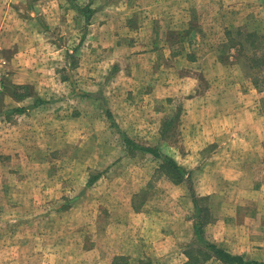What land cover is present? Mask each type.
Segmentation results:
<instances>
[{
    "label": "crops",
    "instance_id": "0c3cea01",
    "mask_svg": "<svg viewBox=\"0 0 264 264\" xmlns=\"http://www.w3.org/2000/svg\"><path fill=\"white\" fill-rule=\"evenodd\" d=\"M0 59V96L21 95L0 115V264H59L58 230L78 251L68 230L80 214L86 264H186L195 205L165 158L189 176L200 209L217 202L205 238L264 263V0H0ZM78 127H117L133 148L122 138L111 156L96 139L99 156L71 158L87 164L72 181L82 188L63 193L61 171L44 170L60 168L58 148ZM63 195L73 197L47 203Z\"/></svg>",
    "mask_w": 264,
    "mask_h": 264
},
{
    "label": "rangeland",
    "instance_id": "374dc122",
    "mask_svg": "<svg viewBox=\"0 0 264 264\" xmlns=\"http://www.w3.org/2000/svg\"><path fill=\"white\" fill-rule=\"evenodd\" d=\"M228 54L229 53H226V56H228ZM83 58H85V57H83ZM237 59L240 61V62H237L238 66H239V69L242 71V73L245 74L246 70H247L246 69V60L243 59L242 55L239 54V53H238ZM259 75H256L255 77H259V79H261V77H264V75H261V74H259ZM205 86H206L205 83L198 84L199 90L197 92L201 93L203 88H205ZM12 95H13L12 89L8 88L7 91L6 90L4 91L3 96L0 99V111H3L5 109H8V108L12 107L13 102H14L13 99H12L13 98ZM181 98H182L181 96H179V97L175 96V107L178 105V103L181 102ZM166 104L167 103H166L165 100H158L157 102L154 103V107L155 108L157 107L160 110V109L166 108ZM162 112L166 113V111L164 109H163ZM163 116L164 115H160V116H158V118L159 117L161 118ZM155 118L156 117H154V124H157L156 121H155ZM162 123H163V120H162L161 124ZM86 128L87 127H78L77 132H73L72 134H71V131H70L69 133L71 135H73V137H74L73 141L70 144L72 146L70 147V146H68L69 144L65 143V144H63V146L58 148V149H60L59 150L60 152L57 151L56 156H60L61 153H62L60 158L62 157V159H63V160L61 159L62 161L59 164L60 168L58 167V164H55L54 166L51 165L53 167L51 170H44V171L49 172V173H53L56 170L57 171H59V170L61 171L63 193L65 192V190H67L69 187H72V186H75L76 189L82 188V185H83V182H84L83 180H79V182H77V183L75 182V184H73L72 181L74 180V177L76 176V172L77 171H80V173H81V174H78L80 179L82 178V174L87 172L86 169H85L86 165H87L86 163L84 165H80L79 166L80 170L79 169L76 170V168L74 166L77 165V161H72L71 160L72 156H75L77 158V160L80 161V162H83V161H85L87 159H90V158H94L95 156H99V150H98V146L97 145H98V142H103V141H107V143L109 141V143H110L109 144L110 145L109 153H110L111 156L118 155V149H116V147H117L118 143L122 142L121 140H122V138L124 136H122V133L120 134V132H119L117 127H104L105 128L104 132H103L102 127H93V129L89 130V131ZM94 131H96L97 133L100 132L99 138H96V136H95L96 133H94ZM100 138H101V140H100ZM93 139H94L95 142L92 141ZM96 139H99V141L97 142ZM49 149H51V147H49ZM49 149H43L42 150V152H43L42 157L45 155L46 157L48 156L47 158H49V155H48V154H50V150ZM28 157H29V155H28ZM31 158H33V160L35 159L34 157H31ZM55 167H56V169H55ZM74 170H75V174L73 172ZM94 172L96 173L97 171H94ZM58 185H59V183H58ZM52 187L54 188L55 185H53ZM68 197H73V196H65V195L57 196V197L51 196V198L49 200H47V203H49L50 206H55L56 207L57 203H59L60 200H62V201L65 200V202L68 201V199H67ZM34 203L36 204L37 202L34 200ZM206 203H207L208 206L211 205V207H212V209H210L211 212L209 210H207L208 211L207 218L210 221V219H213L214 216L216 214H218V209H215L217 202L214 203V200H213L212 203L205 202L204 205ZM242 207L244 209L240 210L241 213H239L237 215V218L239 217L240 222L245 223L246 211L243 212L245 210V206H242ZM40 209L41 208L38 207V203H37L36 207L31 211L32 213H29V214H31L30 215L31 219H34L36 223L38 221L37 218H38V212H39ZM193 212H194V210H193ZM236 214H237V212H236ZM18 215H21V212ZM224 215H226V213ZM85 216L86 215L80 214V218H79L80 223L76 224L77 228L68 230L69 233H71V231H72V234L74 235V238H76V240L80 239V242L77 243L78 251H75L76 250V245H74V243H70V241L67 240V238L65 236H63L65 229L64 230L62 229V232H61V230H58V233H60V235H61V237L63 239V243L61 244V247H62V258L59 260L60 261L59 264H86L87 263L86 258H83V259L80 258L81 255H84V249L86 247L85 244H81L82 243V238L83 237L86 238V235H87V228H86V225H85V223H86ZM214 221H215V218L213 219V222ZM245 230H246L245 228L243 229L242 227H239L237 229L236 233H233V237H232L233 241H235L237 243V236L236 235L239 236V234H240V236H242V234H245ZM227 232L230 235V230L227 231ZM69 233H67V235ZM53 234H54L53 230L49 229L48 235H53ZM35 235H36V228L34 229V233H33V230H32V236H35ZM207 236H208V234H207ZM19 239H21V233H20V238ZM59 239H60V237H59ZM235 242H230V245L237 246ZM71 244H73V245H71ZM239 244H242V243L240 242ZM68 245L69 246L71 245L70 249H72V250H68L67 249ZM31 248H32L33 251L38 248V244L33 241V237H31ZM223 248H224V246H223ZM76 255L78 256V258H77ZM71 256H73L74 258L71 259L70 258ZM84 256H86V255H84ZM243 257H245L247 259L246 255H244ZM48 263H51V261H48ZM208 264H214V263L211 262V263H208Z\"/></svg>",
    "mask_w": 264,
    "mask_h": 264
},
{
    "label": "trees",
    "instance_id": "16d2710c",
    "mask_svg": "<svg viewBox=\"0 0 264 264\" xmlns=\"http://www.w3.org/2000/svg\"><path fill=\"white\" fill-rule=\"evenodd\" d=\"M255 64H257L256 61ZM5 90L7 91V88L5 89L4 87V91ZM12 96L13 98L15 97L16 100H18L21 97V95H18L17 93H14V95ZM1 98L2 97L0 96V99ZM12 110L16 111L18 109L8 108L3 111H0V115H4V116L8 115L9 112L11 113ZM166 125H167V119L164 120L162 123V126L165 127L162 131V137H164L167 134ZM124 143L126 144L127 149L133 148V143L128 138H124ZM142 151L151 153L157 157H162L157 152L158 151L157 149L144 148L142 149ZM163 168L165 170V174L169 176L175 183L184 182L186 185H188V188L191 192L192 200L195 205V219H194L195 236L187 252L188 261L186 264H207L212 260L220 262L221 264H264L263 262L247 260L245 257L241 255H232L229 252H227L225 249L218 247L216 244L212 242H209L204 236L203 226L205 224H208L210 221L207 218L206 210L199 208V200L195 198L194 192L192 190V183L189 176H185L186 173L184 172L183 169H181L171 160L166 158L164 159ZM92 182L93 179H91L88 182V185H90Z\"/></svg>",
    "mask_w": 264,
    "mask_h": 264
},
{
    "label": "built area",
    "instance_id": "2783aa9c",
    "mask_svg": "<svg viewBox=\"0 0 264 264\" xmlns=\"http://www.w3.org/2000/svg\"><path fill=\"white\" fill-rule=\"evenodd\" d=\"M3 64H4V62H2L1 59H0V68L2 67Z\"/></svg>",
    "mask_w": 264,
    "mask_h": 264
}]
</instances>
